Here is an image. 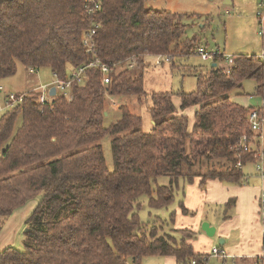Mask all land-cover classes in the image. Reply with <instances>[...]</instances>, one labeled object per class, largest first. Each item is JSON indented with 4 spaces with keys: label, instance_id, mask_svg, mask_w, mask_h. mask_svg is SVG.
<instances>
[{
    "label": "trees",
    "instance_id": "obj_1",
    "mask_svg": "<svg viewBox=\"0 0 264 264\" xmlns=\"http://www.w3.org/2000/svg\"><path fill=\"white\" fill-rule=\"evenodd\" d=\"M147 1L102 0L101 9L89 15L86 0H0V80L22 66L38 73L48 69L54 77L48 84L70 82L66 92L43 104L38 90L16 94L21 102L0 114V219L38 199L26 221L24 250L1 251L0 264H142L146 257L207 264L210 253L195 252L191 242L196 233L180 230L174 234L186 236L178 240L165 226L157 228L160 219L145 224L140 213L144 204L163 209L178 197L182 214L194 216L181 196L197 180L203 189L212 180L250 184L244 167L256 162L263 128L255 134L249 116L256 111L264 122V59L236 55L229 63L217 51L210 69L190 67L196 89L177 94L179 107L174 93L149 96L151 133L142 131V118L127 105L106 127L108 99L142 104L148 96L141 71L147 57L166 60L198 50L197 37L183 41L185 15L148 8ZM94 25L90 50L84 40ZM93 61L110 69L108 85L101 66L87 68L81 81L72 78ZM249 80L261 107L232 99ZM189 109L195 110L193 122ZM244 136L252 143L249 151L240 143ZM107 137L113 171L101 145ZM235 205L230 199L226 212Z\"/></svg>",
    "mask_w": 264,
    "mask_h": 264
},
{
    "label": "rangeland",
    "instance_id": "obj_2",
    "mask_svg": "<svg viewBox=\"0 0 264 264\" xmlns=\"http://www.w3.org/2000/svg\"><path fill=\"white\" fill-rule=\"evenodd\" d=\"M225 1L226 0H148L146 6L148 8L167 10L185 15L183 23L188 25V29L183 37V41L187 38L193 39L194 37H197L198 39H201L202 45L211 53L218 51L226 57H233L236 55H255L260 58L262 52L261 50L258 51V49L262 47V44L260 42L261 36L257 35V33L260 32L262 24H260L257 19V9L254 10L252 4L254 0H234L236 3L234 8ZM257 1L258 3L260 2V0ZM239 2L243 5L242 10L236 8ZM253 19L255 20V26L253 25ZM194 48L195 50L198 49L196 45ZM210 64V62L202 61L200 56L197 55V52L189 56L187 55L186 57H171L166 60L165 58L147 57L141 71L144 75V87L148 96L143 99L142 104H140L136 98L127 99L124 100V102H119L116 99H108L107 107L109 110V116L106 117L104 125L109 127L112 123L118 121L121 118L120 108L127 105L133 114L142 118V131L145 133H151L153 122L148 109L152 102L151 97L149 96L155 92H171L175 94L174 101L179 103L180 100L177 94L180 91L190 93L196 89L197 85V78L194 75L188 74V72L191 73L192 70L187 66H194L197 68L202 67L201 69H203L205 67H210ZM135 69L134 66L132 70L135 71ZM29 71L30 70L19 66V70L15 76L0 80V87H3L6 92L11 91L13 94L15 92V94H18L19 92H27L28 90H31L32 92V89L34 88L39 89V85H46L54 81V77L48 69L33 74ZM255 89L256 84L249 80L244 83L243 90H240L239 92L245 94L243 100L248 102V104L245 103L247 106L257 108L261 107L263 103L261 99L254 94ZM20 123L21 120H19L18 125H20ZM263 125L264 122H262V128ZM111 139V137L105 138L102 140L101 145L103 146L107 166L110 171H113L114 163ZM259 147L260 150L264 148V140L260 143ZM244 173L249 177L252 176L251 180L258 178L253 163L244 167ZM161 182L167 183L168 180L162 179L160 183ZM250 184H245V186ZM261 189H264L263 185H261ZM148 199L149 198L145 196L142 198V202L145 200L147 203ZM179 201L180 198L177 197L174 203L163 209H151L148 206V203L144 204L140 213L141 221L148 224L158 218L163 223L161 224L160 222H157V228L165 226V229H162L170 234L180 231L174 229L178 224V217L176 218L175 224L172 222L173 213L180 209ZM37 204L38 199L32 200L22 208L17 209L12 215L0 219V225L2 226V231L0 233V252L9 247L24 250L27 241L26 231L28 229L26 221L36 209ZM217 209L221 211L216 214L214 219L208 217V220L215 225L212 227L221 230V224L224 221H227L222 217H226L227 215L234 217L235 211L232 210L226 212L224 206H218ZM167 227H170L171 229H168ZM172 228L175 231L172 232ZM229 233L230 236L227 238L220 237V234H217L208 240L213 242L214 247L219 249L225 248V250H228L229 247H234L240 235V232H238L237 229H231ZM198 234L200 233L198 232ZM174 235L178 240H180L181 237L186 236L179 233ZM221 240H225L227 243L224 246H221ZM198 251H201V249L198 248ZM160 259L161 257H146L143 264H147L148 262L153 263L155 260ZM250 260L253 261V264L264 263V260L260 261L258 256ZM233 262L234 260L232 258H228L226 262L223 263L219 257H210L207 264H233Z\"/></svg>",
    "mask_w": 264,
    "mask_h": 264
},
{
    "label": "crops",
    "instance_id": "obj_3",
    "mask_svg": "<svg viewBox=\"0 0 264 264\" xmlns=\"http://www.w3.org/2000/svg\"><path fill=\"white\" fill-rule=\"evenodd\" d=\"M226 1L227 4L231 5L233 8L235 7L236 3L234 0H226ZM252 4L254 6V10L257 9L258 12V8H259L258 1L254 0ZM236 8L238 10H242L243 5L239 2ZM254 21L255 20L253 19V25L255 26ZM259 23L261 24L260 21ZM257 35L261 36L260 42L262 44V47L258 49V51L261 50L262 52V55H260V59H264V22L262 23L260 32L257 33ZM196 46L197 48L204 47L201 43V39ZM208 62L211 63L212 61H208ZM187 67H194V66H187ZM201 68L202 67H199V69ZM208 69H210V67H205L201 69V71H206ZM32 90L34 91L38 89L34 88ZM29 91L31 90H28L27 92ZM25 92L22 91L19 93H25ZM239 94L233 96L232 98L233 101L245 107H249L247 106L248 102H245V100H243V96ZM174 103L177 107L180 106V101L179 103H176L174 101ZM194 113H195L194 109H189L186 111V114L191 118V122H193L194 120ZM263 131H264V125H263ZM261 140L263 141L264 137ZM251 177H249L251 184L243 187L229 186L223 184L218 180L216 181L212 180V181H208L207 184L205 185V188L203 189L200 188V181L197 180L195 184L188 185L185 188V191L183 192L184 195L181 197L182 198L184 197V202L187 209L192 213H195V215L193 217L185 216L182 214L180 210H177L178 224L176 225L175 228L178 230H190L191 232H194L196 234H198V232L200 233L196 237L197 239L195 238L191 241L195 252L201 254H205V253L209 254L213 248H216L213 246V242L208 240L210 237L206 235V233L202 230L201 226L204 222H208L210 223L211 226H215L210 222V220H208V217H212V219H214L216 214H218L221 211L218 210L217 207L224 206L225 208V204L230 199L234 198L236 199V205L234 209H231L230 211L234 210L235 216L232 217L230 215H227L226 217L228 218L222 217L224 220L227 221H224L221 224V230L216 228V235L220 234V237L227 238L228 236H230L229 231L231 229H237L238 232H240V235L234 247H229L228 250L227 249L225 250V248L221 249L225 252L227 258L223 259L219 257V259H221L223 263H225L228 258H232L234 260L233 264H253V261L250 259L257 257L261 253H263L264 217L261 216L260 214L259 198L264 193V189H261V185H263L264 187V179L255 177L256 179L251 180ZM223 241L224 244L223 245L220 244L221 246H224L227 243L225 240ZM198 248L201 249V251H198ZM143 261L142 264L144 263ZM147 264H177V262L174 257H161L160 260H155V262L153 263L148 262Z\"/></svg>",
    "mask_w": 264,
    "mask_h": 264
},
{
    "label": "built area",
    "instance_id": "obj_4",
    "mask_svg": "<svg viewBox=\"0 0 264 264\" xmlns=\"http://www.w3.org/2000/svg\"><path fill=\"white\" fill-rule=\"evenodd\" d=\"M101 1L102 0H86V5H85V10L89 15H92L99 11L101 9ZM257 18L261 22V24L264 22V0H260L259 2V8L257 12ZM97 29V25L93 26V29L91 30V33L88 34L86 39L84 40V44L89 47L90 50H92V38L95 34V31ZM197 55L200 56V58L204 61H211L215 53H211L208 51L207 48L205 47H200L196 51ZM227 62L232 63L231 57H227ZM96 66H101L102 72L104 73V78H103V85L106 86L110 83V79L107 77V74L110 73V69L105 66L100 64L98 61H93L88 64L87 67H81L78 70H75L72 73V78H76L78 81H81L82 75L84 74L85 70L87 68H92ZM30 73L33 74L35 73V70L29 69ZM56 86V87H55ZM56 88V93L58 91L61 92H66L70 88V82H61V81H56L48 85H40L38 91H40L42 94L39 98L40 103H45L46 101L51 98V89ZM4 94L3 101L1 100V95ZM4 92L3 88H0V114L3 113L5 110H7L9 107L12 108L16 102H21V97L22 96H17L15 93H10L7 94ZM249 122L250 126L253 132L255 134L259 133L262 131V122L263 120L260 119L258 113L256 111L251 112L249 116ZM263 137H261L262 139ZM241 145L244 147L245 151H249L251 149V142H249V139L247 136H244L243 139L241 140ZM256 162L253 163L255 167V173L256 176H258L261 179H264V148L261 149L260 151L257 152L256 154ZM259 205H260V214L261 216L264 217V193L261 195L260 200H259ZM210 257H221L223 259L227 258V255L225 252L219 248H213L210 252ZM260 257V258H259ZM258 259L264 260V250L263 253H261L258 256ZM192 264H196V262H193ZM257 264V263H256Z\"/></svg>",
    "mask_w": 264,
    "mask_h": 264
},
{
    "label": "water",
    "instance_id": "obj_5",
    "mask_svg": "<svg viewBox=\"0 0 264 264\" xmlns=\"http://www.w3.org/2000/svg\"><path fill=\"white\" fill-rule=\"evenodd\" d=\"M216 65V64H215ZM56 95V88H52L51 89V96H55ZM106 115H107V113H106ZM202 230L206 233V235L208 236V237H210V238H212V237H214L215 235H216V228L215 227H212L211 225H210V223H207V222H205V223H203L202 224ZM220 244L221 245H223L224 244V241L222 240L221 242H220Z\"/></svg>",
    "mask_w": 264,
    "mask_h": 264
}]
</instances>
